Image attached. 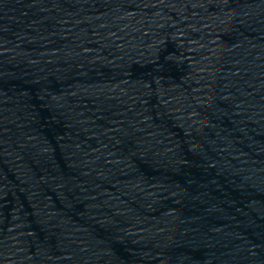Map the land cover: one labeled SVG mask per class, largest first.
I'll use <instances>...</instances> for the list:
<instances>
[{
    "label": "water",
    "instance_id": "obj_1",
    "mask_svg": "<svg viewBox=\"0 0 264 264\" xmlns=\"http://www.w3.org/2000/svg\"><path fill=\"white\" fill-rule=\"evenodd\" d=\"M0 264H264V0H0Z\"/></svg>",
    "mask_w": 264,
    "mask_h": 264
}]
</instances>
